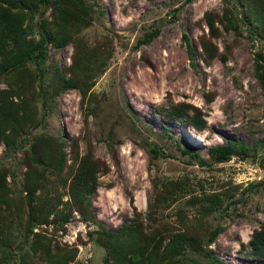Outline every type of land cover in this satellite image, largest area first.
<instances>
[{
	"label": "rangeland",
	"instance_id": "1",
	"mask_svg": "<svg viewBox=\"0 0 264 264\" xmlns=\"http://www.w3.org/2000/svg\"><path fill=\"white\" fill-rule=\"evenodd\" d=\"M16 4L0 63L40 22L53 38L40 69L0 75V264H143L178 236L153 264H264L249 244L264 226V0ZM228 142L244 150L215 162ZM86 161L95 222L73 188ZM122 225L136 237L105 240Z\"/></svg>",
	"mask_w": 264,
	"mask_h": 264
},
{
	"label": "trees",
	"instance_id": "2",
	"mask_svg": "<svg viewBox=\"0 0 264 264\" xmlns=\"http://www.w3.org/2000/svg\"><path fill=\"white\" fill-rule=\"evenodd\" d=\"M17 1L18 0H0V53L6 51L5 48L7 42L13 39V36L16 32L14 31L16 29V24L14 21L13 8L17 6ZM38 30L40 35V40L38 41V43L34 47L28 49L25 53L18 52L17 54H15L13 62L11 64L0 63V75L8 73L9 71L17 67H22L26 62L30 60H32L36 64L37 69H40L41 63L43 62V58L45 56V46L49 41H52L53 35L49 31H47L43 22L38 23ZM147 36H149V34H147L146 37ZM145 39L146 38L144 37V39L142 40ZM186 45H188L187 41ZM260 80L264 85V75L260 76ZM173 109L175 110V108ZM171 116V120L178 121L182 119L186 122V124L192 125L197 129H202L204 127V120L200 119L194 114H190L185 109H178L172 112ZM235 149L243 151L244 147L241 144L237 145V143L235 142H228L225 144L214 145L208 148V153L215 162H224L230 159V155L233 151H236ZM150 151L152 152V155L154 157H158L164 154L159 149V147L154 144L151 145ZM58 164L60 166V160ZM92 176V169L88 168V162L86 161L84 166L80 167L73 179V188H77L84 196V208L80 211V220L82 222H95L94 216L89 210V196L94 190L92 185ZM32 197V193L28 192V203L30 211L32 210ZM31 223L32 219L29 218V224ZM126 233H130V237H136L131 227L122 225L117 231L104 232L106 237L105 240L113 241L116 240V237H123ZM138 237L144 236L139 235ZM178 237L180 238H172L168 240L163 247L161 241L153 244V246L147 251V258H142V263L144 264L147 262V260H150L149 264H153V261L158 254L165 253L169 250L174 249L175 252H178L187 243V241L182 238L183 236ZM249 244L251 247L250 253L252 256L260 258L264 257V226L253 233L252 237L249 240ZM165 249L168 250L165 251ZM105 263L111 264L108 263L106 259ZM112 264L116 263L113 262Z\"/></svg>",
	"mask_w": 264,
	"mask_h": 264
}]
</instances>
